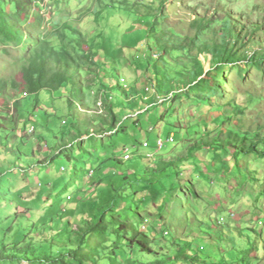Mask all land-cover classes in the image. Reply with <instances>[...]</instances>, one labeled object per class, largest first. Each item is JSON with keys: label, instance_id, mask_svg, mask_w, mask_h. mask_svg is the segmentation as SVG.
<instances>
[{"label": "clouds", "instance_id": "1", "mask_svg": "<svg viewBox=\"0 0 264 264\" xmlns=\"http://www.w3.org/2000/svg\"><path fill=\"white\" fill-rule=\"evenodd\" d=\"M184 3L187 8L173 11L168 0H66L68 14L57 13L60 34L79 31L87 44L98 33L106 36L108 28L120 34L122 27L133 25V32L147 35L137 36L132 56L102 62L89 60L86 53L77 56L81 82L75 98L70 97L68 84L30 87L21 80L19 89L8 85L5 99L10 105L16 100L21 103L14 124L6 132L0 130V146L19 149L13 154L0 147V176L14 177L8 181L14 186L6 198L12 203L0 200V212L9 217L5 226L17 206H27L28 211L14 229L38 221L34 202L39 189L47 192L58 182L52 194L59 193L60 200L68 192L80 196L73 209L74 217H84L83 221L73 218V228L77 224L80 228L78 234L92 235L102 252L105 241L118 245L121 255L129 253L131 264L138 260L155 264L165 256L173 258L165 264H203L191 259L192 250L203 246L211 254L219 248L243 246L237 233L251 227L244 222L253 213L264 217V116L257 125L254 117H241L223 105L213 82L218 76L214 69L224 59L209 70L201 63L202 57L215 55L211 44L200 39L215 25L198 35L188 27V20L196 18L193 8L201 18L206 12L211 18L216 5H221L224 19L219 24L226 25L229 10L237 18L244 13L255 21L264 17V0ZM256 3L261 8L253 12ZM41 7L42 14L52 10L48 3L41 2ZM136 10L151 12L154 30L136 26ZM54 13L49 18L44 14L48 22ZM53 35L57 33L45 38L51 46ZM100 63L102 68L97 67ZM38 144L43 151L36 152ZM17 164L28 171L26 182ZM24 189L32 191V197ZM82 204L95 207L81 208ZM45 227L55 230L54 224ZM12 242L13 234H9L4 243L11 249ZM148 249L153 250L151 255ZM181 252L189 259L181 260ZM205 253L197 252V256ZM20 261L17 257L15 264Z\"/></svg>", "mask_w": 264, "mask_h": 264}, {"label": "rangeland", "instance_id": "2", "mask_svg": "<svg viewBox=\"0 0 264 264\" xmlns=\"http://www.w3.org/2000/svg\"><path fill=\"white\" fill-rule=\"evenodd\" d=\"M1 2L8 10L11 4L8 6L4 0H1ZM27 2H29L32 7L37 8V11L40 9L39 5L41 6V2L48 3L52 8L51 11H44L45 16L48 18L52 15L51 12H55V17L58 19L57 13H59L60 16L68 14L65 8L66 0H27ZM168 2L171 4L173 11H180L187 8L184 0H168ZM32 7L23 10L21 14H12L13 19H3V22L10 21V23L16 26H13V32L9 37L0 32V80H3L5 85V90H0V130L5 132L8 130V125L11 123L10 120L7 121L6 118L10 117V119L15 122V114L17 113L15 105H10L5 99L8 95V85L10 84L16 89L20 88L19 81H24L23 68L30 62L29 58L33 57L36 49V40L46 37L47 34L52 32L51 29L57 32V30H55V27H57L55 23L52 25V28H47V20L44 21V19H42V21L36 22L35 14L39 13L40 15V12L33 11ZM260 8L261 5L256 3L252 11L257 12ZM216 9L217 11L212 13L211 18H208L207 12L205 16L201 18L199 14L196 13L195 8L191 9V11L196 14V18H189L188 27L191 30H195L198 35L204 29H208L210 26L215 25V27H211L209 31L204 32L203 36H200V39H202L205 44H211L212 52L215 55L202 57L201 63L204 65L205 70H209L212 69L214 65H218L221 58L224 59V64L214 69L220 78V83L216 80L213 82L215 84V91L220 92V101L223 105H226V107L232 108L233 111L241 117L245 116V114L249 117H254V122L258 125L260 123V118L264 116V17H260L253 21L251 16L240 13L237 18V15L229 10L227 12V21L225 25L219 24V21L224 19V17L220 15L222 6L216 5ZM159 11L161 13L164 12L163 6L160 7ZM208 11H211V9ZM135 14L137 15V20L135 22L137 27L142 24L145 28H148L149 31L154 30L151 28V25L155 23V18L151 15L150 11L140 14L139 10H136ZM117 24L119 26L121 22L118 20ZM105 26L107 27V24H105ZM132 28L133 25L124 26L121 28L120 34L108 28V34L106 36L103 33H98L97 36L90 39L87 44H85L79 31L69 30L67 37L66 35H62L64 40L68 38L73 41L72 46L69 45V47L72 48L70 53L73 58H67V62L71 66L69 68L71 74L68 75L69 81L73 82L70 83L71 87L77 88L81 82V67L76 61L77 56L83 57L86 53L89 60L95 58L101 62L104 59H113V57L118 59L121 55L132 56V49L138 46L137 36L147 35V33L143 31L133 32ZM57 47L61 49L60 45H57ZM241 49L243 51H241ZM212 58H214V61H212ZM229 61L231 62L229 63ZM97 67L102 68L103 64L100 63ZM226 74L230 76V78L224 79ZM14 81L18 83V86L15 85ZM18 103L20 105V100ZM223 105L221 106V111H223ZM2 110H6V112ZM229 118H231V114H229ZM65 127H67V125ZM52 138H56L54 134ZM240 138H244L243 134H241ZM4 139H8V137L5 136ZM12 139L14 140L15 136H12ZM102 143L103 140H101V144ZM0 147L6 152H13V154L19 151V149L15 151L8 149L6 144ZM49 147H54V145H49ZM43 150L41 145H36V152ZM242 150L243 149H241V151ZM70 153L71 148L68 149L69 156L66 158L70 157ZM30 154L35 155V152H31ZM19 160L20 156L17 155V161ZM37 163H40V161ZM16 168L20 169L19 164L16 165ZM20 171L22 174L21 179L26 182L28 179V171L25 169H20ZM13 178L14 177L0 176V200H3L9 205L12 201L6 198L10 188L14 185L9 184L8 181ZM126 178L127 177H125V179ZM58 186V182H53L51 190L46 192L44 188L39 189V195L34 202L37 204V215L40 216V219L36 221V223L41 224L40 222L49 221L51 217H57L59 215L69 219L70 215L68 216L66 214L72 212L76 203L80 201V196L72 192L66 193L65 199L60 200L58 198L59 193L56 195L52 194L56 192ZM23 191L26 192L27 197H32V191L28 189H24ZM60 191L63 192L64 189L61 188ZM68 197H72V199L69 200ZM83 207H86V205L82 204L81 208ZM18 211L25 212L24 216L26 217V211H28L27 206L23 208L17 206L16 210L13 212L11 222H8L6 226L11 224L14 226L16 221H22L24 219L20 217L21 214L16 218L15 214ZM71 215L70 220L72 223L73 218L81 221L84 220L83 216L74 217L75 212L71 213ZM262 219H264V217L253 213V219L244 222L245 227H251L244 228L237 233L243 240L242 247H233L231 249L227 247L219 248L217 251L208 254L205 253L204 247L200 246L198 249L192 250L191 259H199L203 261V264H264V223H261ZM6 221H9V217L0 212V225L5 226ZM34 223L35 222L25 226L30 228ZM49 223L50 222H45V224ZM54 225L55 229H57L56 222H54ZM237 227L239 228V225ZM74 228L78 229L79 225H75ZM31 230H33V227L31 229H21V233L22 235L29 234ZM208 230L211 231L210 228ZM47 231L50 233V231L54 230L47 228ZM33 234H35V231H33ZM92 242L93 246L100 245L93 239ZM106 243L105 241V244ZM115 247L119 246L117 245ZM152 251V249L147 250L149 255L152 254ZM162 251L163 249H161V252ZM197 252L205 254L197 256ZM219 253H222V255L217 259ZM155 255L159 256L160 253H155ZM128 256L129 253L125 251L122 255L119 254L118 258L128 259ZM19 257L21 258L20 264H42L28 261L23 254H19ZM179 258L181 260L189 259L183 252L179 254ZM172 259L173 258L170 256H165L163 260L155 261V264H165L166 261L170 262ZM16 260L17 259L5 260L2 261L1 264H15ZM138 262V264H145L143 260H138ZM148 264H153V262H148Z\"/></svg>", "mask_w": 264, "mask_h": 264}, {"label": "trees", "instance_id": "3", "mask_svg": "<svg viewBox=\"0 0 264 264\" xmlns=\"http://www.w3.org/2000/svg\"><path fill=\"white\" fill-rule=\"evenodd\" d=\"M4 1L6 4H8V6L10 4L11 5L7 10L0 0V32L9 37V35H11L13 32L12 28L14 25L13 23H10V21L3 22V19H13L12 14H21L23 10H26L29 7L31 8L32 6L29 2H27V0ZM39 7L40 9L38 11L37 8L32 7L33 11L40 12V15L39 13L35 14L36 22H40L42 21V19H44V21L46 20L44 14L41 13V9H43V7H41L40 5ZM55 16L56 13H54V17H52L48 22L49 25H47V28H52V25L54 23L56 24L58 18H56ZM65 28H67V25H65ZM51 30L52 32L50 34L55 32L53 29ZM55 30H57L56 33L58 36L53 35L51 37L52 46L55 49L45 40V38L50 34H47L43 39L38 38L36 40V49L33 57L29 58L30 62L23 68L24 82H26L30 87L39 84L63 86L65 84L70 85V83H73L69 81L68 78V75L71 74L69 72V68L71 66L67 62V58H73L68 50L69 45L72 46L73 41L68 38L64 40V38H62L63 34H60V32L58 31L59 29L55 27ZM57 45H60L61 49L58 48ZM212 61H214V58H212ZM230 62L231 61H229V63ZM216 81L220 83L219 76L217 77ZM14 82L15 85L18 86V83H16V81ZM0 90H5L3 80H0ZM209 91H213V89L210 88ZM75 93L76 88L71 87L70 97L75 98ZM18 102L19 100H16L14 104L17 111L19 110L20 106ZM68 103L69 107L71 108L72 99H69ZM224 106L226 107V105ZM2 111L6 112V110ZM222 119L223 118H219L221 124H223ZM6 120H10L11 123H14V121H12L10 117L6 118ZM55 122L56 121H54V123ZM66 125L67 122L65 123L64 127ZM85 205L86 207H95L94 204ZM73 212L74 210L66 215H70L71 217V213ZM24 214L25 212L18 211L15 215L16 218L18 217V215H20V217L22 218H25ZM70 217L65 221L63 225H61L60 221L64 219L65 216L62 215H59L57 217L53 216L49 221L40 222L41 224L35 222L30 228L26 227L23 223L19 224L16 229H14L13 224L9 226L0 225V264L5 260L7 261L17 259V257H19V254H23V256L32 263L39 262L42 264H121V261H123L124 264H131V261H129V259L118 258L119 254H121V250L119 247H113L112 245H107L106 243V251L102 252L101 245L93 246L92 235H89L87 233L79 235L78 232L80 231V228H73V223L70 220ZM12 218L13 216L11 217V219ZM102 219L103 217H101V221ZM45 222H50L49 224H54V222H56L57 224V229H52L54 231H50V235H47L48 231L45 227ZM32 227L33 230H31L29 234L22 235L21 229H31ZM121 227H124V225H121ZM33 231H35V234H33ZM9 234H13L11 249H9L8 245L4 243L6 240H8ZM29 235H31V239H29ZM38 238L43 240V243H35ZM25 240H27L28 242L24 244L22 248L19 247V245L24 243ZM129 244H131V241H129ZM141 251H144V249H141ZM114 257H116V259H113ZM138 263L139 262L137 261L136 264Z\"/></svg>", "mask_w": 264, "mask_h": 264}, {"label": "crops", "instance_id": "4", "mask_svg": "<svg viewBox=\"0 0 264 264\" xmlns=\"http://www.w3.org/2000/svg\"><path fill=\"white\" fill-rule=\"evenodd\" d=\"M252 219H253V216H252V217H250V218L248 219V221H249V220H252Z\"/></svg>", "mask_w": 264, "mask_h": 264}]
</instances>
